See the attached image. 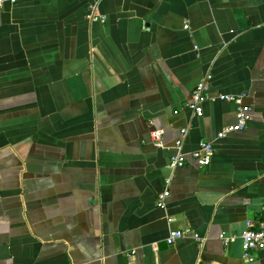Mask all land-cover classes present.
<instances>
[{
    "label": "crops",
    "instance_id": "obj_1",
    "mask_svg": "<svg viewBox=\"0 0 264 264\" xmlns=\"http://www.w3.org/2000/svg\"><path fill=\"white\" fill-rule=\"evenodd\" d=\"M207 76L250 107L243 131L218 139L233 103L188 108ZM202 143L209 166L191 158ZM250 221H264V0L0 4V264H264L244 258ZM173 230L203 242L169 245Z\"/></svg>",
    "mask_w": 264,
    "mask_h": 264
},
{
    "label": "built area",
    "instance_id": "obj_2",
    "mask_svg": "<svg viewBox=\"0 0 264 264\" xmlns=\"http://www.w3.org/2000/svg\"><path fill=\"white\" fill-rule=\"evenodd\" d=\"M9 1L11 3H16L17 0H0V4ZM90 18L97 22L105 23L106 18L103 16L96 15L93 13L90 15ZM189 26L185 25V29H188ZM211 76L205 77L199 84L196 86L192 93L191 100L188 103V108L197 116H204V105L209 102L215 101H226L229 103L235 104V114H236V123L234 125L226 127L222 132L218 134V139H224L228 135L233 133H238L243 131L248 123L249 115H250V107L242 104L241 97H235L232 95H218L214 96L211 94ZM187 130L182 131V138L178 140L175 144V148L177 149V155L171 157L169 161V166L171 169L182 168L186 165V156L182 153V145L184 138L186 137ZM163 133L158 130H153L151 132V138L154 143L159 148H163L162 142ZM215 155V148L212 143H202L198 150L191 153V158L198 166H209L212 163L213 157ZM170 190H166L159 195L158 205L159 207H165L166 201L170 197ZM186 236H193V238L202 243L203 239L200 237L198 233H193L192 231H179L173 230L170 232L167 243L169 245H173L177 240L182 239ZM220 239L223 241L225 246H228L232 238L229 237L225 232L220 235ZM243 241V253L244 258L247 261H254L255 255L259 252L264 251V221L260 222L258 226H256L253 222H248L247 230L242 235Z\"/></svg>",
    "mask_w": 264,
    "mask_h": 264
}]
</instances>
